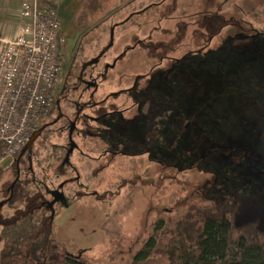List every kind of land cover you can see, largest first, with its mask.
<instances>
[{
  "label": "rangeland",
  "instance_id": "rangeland-1",
  "mask_svg": "<svg viewBox=\"0 0 264 264\" xmlns=\"http://www.w3.org/2000/svg\"><path fill=\"white\" fill-rule=\"evenodd\" d=\"M103 3L58 0L77 146L61 167L59 125L35 135L0 206V264H168V231L145 256L160 221L226 199L264 227V0Z\"/></svg>",
  "mask_w": 264,
  "mask_h": 264
},
{
  "label": "built area",
  "instance_id": "built-area-1",
  "mask_svg": "<svg viewBox=\"0 0 264 264\" xmlns=\"http://www.w3.org/2000/svg\"><path fill=\"white\" fill-rule=\"evenodd\" d=\"M58 0H20L15 37L0 49V144L15 159L57 97Z\"/></svg>",
  "mask_w": 264,
  "mask_h": 264
},
{
  "label": "trees",
  "instance_id": "trees-1",
  "mask_svg": "<svg viewBox=\"0 0 264 264\" xmlns=\"http://www.w3.org/2000/svg\"><path fill=\"white\" fill-rule=\"evenodd\" d=\"M104 1L89 0V4L96 10L105 4ZM93 12L83 18L88 19L94 15ZM253 32L264 35L258 30ZM55 103L56 99L53 106ZM44 122L41 119L35 131H40ZM3 151L4 146L0 144V160ZM16 169L15 161L7 169L0 166V193H7L4 200L10 197V188L9 191H4V188L14 180ZM238 214V202L226 199L191 209L171 228L162 220L149 237L145 256L151 255L159 233L165 230L169 239L162 252L167 255L168 264H264V227L258 221L239 223L236 219ZM61 264L89 263L81 255H67Z\"/></svg>",
  "mask_w": 264,
  "mask_h": 264
},
{
  "label": "flooded vegetation",
  "instance_id": "flooded-vegetation-1",
  "mask_svg": "<svg viewBox=\"0 0 264 264\" xmlns=\"http://www.w3.org/2000/svg\"><path fill=\"white\" fill-rule=\"evenodd\" d=\"M72 106L73 105L71 103H64L61 105L60 100L57 97L56 103L50 112V114L56 113L55 117L52 120L47 121V122L45 121L43 123V126H44L43 130H45V131L49 130V127H52L54 125L56 126L58 124L59 126L57 128H54L53 132L55 131L56 136L64 138V142L66 140V142L64 143L66 147H63L62 155L60 157L57 156V159H59V163H60L61 167H65V164L70 162L69 161L70 156L74 152V149L77 146L76 142L73 141V139H72V135L74 133L78 118H76L74 114H73L74 116L72 115V111H73ZM65 132H66V135H65ZM66 136H67V138H66ZM23 154H21V151H20L19 155L17 157H15V160H14L16 163L17 169H16V175L14 176L13 181H15L16 178H18L16 180V182L20 178L19 177L20 172H21L20 171V163H21V159H22ZM18 169H19V174H18ZM13 181L11 182V184L13 183ZM11 184H10V186H8L7 191H9ZM62 185L64 186V184H62ZM51 194H52V200H54V201L63 200L65 197L64 194L61 192V190H59L57 187L52 190ZM4 199L5 198H3L2 200H4ZM42 204L44 206L50 207L48 202L43 201Z\"/></svg>",
  "mask_w": 264,
  "mask_h": 264
},
{
  "label": "crops",
  "instance_id": "crops-1",
  "mask_svg": "<svg viewBox=\"0 0 264 264\" xmlns=\"http://www.w3.org/2000/svg\"><path fill=\"white\" fill-rule=\"evenodd\" d=\"M20 20V0H0V49L15 37Z\"/></svg>",
  "mask_w": 264,
  "mask_h": 264
},
{
  "label": "water",
  "instance_id": "water-1",
  "mask_svg": "<svg viewBox=\"0 0 264 264\" xmlns=\"http://www.w3.org/2000/svg\"><path fill=\"white\" fill-rule=\"evenodd\" d=\"M44 126H42L41 130L40 131H35L31 137V140L22 148L21 150V154H23L32 144V141L35 137L36 134H38L39 132H41L43 130ZM71 139V138H70ZM18 174H19V169H18ZM18 178H16L17 180ZM15 181H13V183L11 184V187H10V197L12 196V193H13V188H14V185H15ZM10 197L7 199V200H4L3 202H0V205L4 204L6 201H8L10 199Z\"/></svg>",
  "mask_w": 264,
  "mask_h": 264
}]
</instances>
